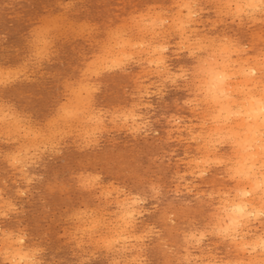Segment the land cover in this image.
<instances>
[{
	"label": "rangeland",
	"instance_id": "1",
	"mask_svg": "<svg viewBox=\"0 0 264 264\" xmlns=\"http://www.w3.org/2000/svg\"><path fill=\"white\" fill-rule=\"evenodd\" d=\"M236 1L237 0H193L192 2H187V0H0V74L4 71V73L0 75V117L1 119L4 117V120L5 118L7 119V121L0 119V130H2L0 131V135L2 136H0V197L3 196L2 198H0V207L2 206L0 208V212L2 211L0 213V243H2L0 244V249H2L0 250V264H13L16 261L17 263L15 264H24L26 261L27 262L25 264H38V262L40 264H115V261H117L116 264H187V262L188 264H192L193 262L201 264L203 262L202 259L207 254L217 257L215 259V262L213 263L223 264L227 261V259H231L232 256L235 255V252L233 251L232 246L229 244V241L226 239L223 240L224 238H222L221 234L219 232H216L215 230L217 217L215 214V208L218 201L216 198L218 197L216 196L217 191L221 190L220 192H226L229 191L233 186L232 179H229V175L231 177V174L228 170L229 166H226L225 164H217L214 162H210V165L205 163L204 166L201 167V169L204 168L205 171L203 173L206 174L204 175L202 173L203 175L201 174V178L200 174H198L199 177L197 176L198 170L196 169L194 164L190 163L189 159L200 158L199 156L202 155L203 149L200 145L201 141L199 136L201 137L200 134L206 131V129H209V127L211 128V125H213V119L210 117L212 115L211 109L210 111H208L209 108L206 107V104H204L205 100L203 97V92L200 89L199 85V80L201 77L199 72L201 67L200 64H202V62L207 57V59L219 58L221 53L219 55L218 52H220L222 48L226 47L230 48L231 50V55L229 54V57L232 59V61L234 59L236 61L238 58L236 63H240L239 65L242 69L245 70V72H248V69H251L253 68V66H257L259 64V66H264V0H260V2L258 0V6L254 9V11L253 9L248 7L244 8L245 5H240V8L241 6H243L241 8V11L238 10L240 15H237L239 13L236 12V9H240L235 3ZM193 2H196L198 4ZM187 3L189 4V6L191 5L190 7L188 6L189 10H187ZM175 4H180V6H176ZM227 5L229 6V8ZM183 6L185 7L181 10V7ZM200 7H202L203 10ZM193 8L195 9L196 13ZM219 8L223 10L220 11ZM234 10L236 13L234 12ZM178 11L180 12L178 13ZM187 11H189L190 13H188ZM201 11L203 13H200ZM175 12L178 14L176 15ZM180 13H182L184 17L182 16V14L180 15ZM186 13L187 16H189L191 13L193 14L192 16H189L190 18H187V16L185 15ZM142 15L143 17H145L143 18ZM155 15L157 17H155ZM193 15H195L196 18ZM53 17L56 18L53 20ZM148 18L153 21L149 20ZM51 19L53 21H51ZM160 19H163V22ZM171 19L174 22L176 21L175 23L177 24H175ZM185 19H187L189 22H186L187 20ZM46 20L49 21L47 22ZM179 20H181L182 23L183 21H185V23L181 24V21ZM148 21L152 22L153 24L149 23ZM160 21L161 23L159 24ZM50 22L52 23V25H50ZM81 23L83 25H81ZM150 24L152 25V27L150 26ZM185 24L187 25V28L185 27ZM53 25L54 27L52 28ZM153 25H156L157 27L155 28V26ZM44 26H47V28H49L50 30L45 29L46 27ZM162 26H164V28H162ZM179 26L180 28L178 29ZM141 28H143V30ZM148 28H151V36L149 35V31H147L149 30ZM152 28L155 30H153ZM175 29L178 31V33H175L177 32ZM39 30L41 33L38 32ZM145 30L147 33L145 32ZM160 30L161 32H158ZM188 30L190 31L188 32ZM84 31L87 33L85 34ZM151 31H153V33ZM78 32L80 33V35ZM39 33L41 34V37L39 36ZM154 33L158 35L155 36ZM163 33L167 36H165ZM187 35H190L191 37ZM163 36L165 37L163 38ZM212 36L215 37L212 38ZM205 37H207V40ZM219 37L221 38V44L223 45L220 44ZM196 38L198 40L200 39L199 41L202 42L200 43L198 40H196ZM181 39L183 41H181ZM44 40L47 42H44ZM116 40L117 42H115ZM120 40H128L132 44L127 46L128 48H126L127 50L125 49L123 54L119 52L121 50L119 49L120 45L118 44ZM143 40L148 42H143ZM189 41L192 42L190 43V45ZM225 41H227V43H225ZM209 42L211 43L209 44ZM42 43L45 45V47ZM141 43H143L144 46L141 45ZM180 43L187 47H183ZM193 43H196L197 45H194ZM155 44L157 46H159L160 44L161 46H167L166 49L164 47L161 51V56L164 59V62L161 61L160 63L156 64V66H159L160 68L156 67L155 63H152L153 65L150 64L151 58H147L152 57L149 56L150 54H148V51L150 47L155 46ZM202 44H204V47L206 49L204 47L201 48ZM207 44H209V46ZM226 44H228L229 46ZM111 45L112 48H110ZM211 45L215 46L213 47ZM130 46L132 48H130ZM194 46L196 47L194 48ZM197 46H200L199 48H201V50ZM210 46L212 49H217H213V51L215 50L213 52ZM234 46H236V48ZM180 47L182 50L180 49ZM245 48L247 49V51ZM218 49L220 50L218 51ZM234 49L237 50L235 51ZM116 50L118 51L116 52ZM129 50L131 51L129 52ZM142 50L145 51L142 52ZM233 50L235 52L234 54ZM236 52L239 53L237 54ZM240 52H242V54ZM126 53L127 55L130 54L132 56H130V59L128 58L129 56H126L128 60L124 61V59H126ZM192 53L194 54V56H191L193 55ZM214 53L218 56H215ZM107 55L109 59L107 58ZM116 56H119L118 59H123H120L118 61H121V66H119L120 63L116 61L118 60L115 59L117 58ZM120 56L124 57L122 58ZM165 56H167L166 60ZM200 57H202V60ZM95 58L97 59V61ZM244 58L246 61L244 60ZM255 58L258 59L256 60ZM101 59H103L104 62L98 61ZM112 59L114 60L112 61ZM242 60H244L245 63ZM252 60L254 61V63ZM110 61H116V63H113L116 64V67H114V65L112 66L110 64ZM130 61L131 63H128ZM240 61H242V63ZM257 61L260 62L258 63ZM124 63H126V65ZM159 64H161L162 67ZM95 65L97 68L95 67ZM103 66H105V68ZM99 67L103 68L99 69ZM108 67L111 69H109ZM119 67L121 68L119 69ZM7 69L10 71H8ZM263 69L261 70V74H263L264 72ZM99 70L100 73L98 72ZM182 71L185 74H183ZM181 73L182 75H180ZM197 73H199V75H197ZM252 73H250L251 76H254V74ZM4 74L7 75L4 76ZM168 75L170 76V79ZM171 79H174L175 81H171ZM4 82H6L7 85ZM87 84L89 86L87 88L84 87V90H86L84 91L82 87L86 86ZM95 89L97 90L95 91ZM198 91H201L202 94L201 92L198 94ZM75 94L77 95V97L79 96L80 98L85 99L82 100L79 97L77 99ZM200 99L202 101H200ZM190 100L191 103H187L190 102ZM195 102L197 103L194 104ZM82 104H85V106H83ZM88 104L89 106L86 107ZM144 106H146L147 108H143ZM196 106L199 107L197 108ZM6 107H8V109ZM68 109L70 110V112ZM90 109L92 110V112ZM195 109H197L198 111ZM8 110H10V113ZM78 110H80L79 112L81 115H78ZM123 110L125 112H123ZM204 110L207 111L206 113H208V115H206ZM199 111H202V113H200ZM67 112L71 114L69 115ZM4 113L5 116L7 115L6 117L3 116ZM65 113L67 116L65 115ZM131 113L133 116L131 115ZM10 114H12L13 117ZM98 114L100 117L98 116ZM118 114L123 115L119 116ZM82 116L84 119L82 118ZM89 116L92 120L89 119ZM94 116L97 117L95 118ZM198 116L201 118L203 117L202 121L201 118H198ZM59 117L60 119H58ZM79 117H81V119ZM204 117L206 118V120ZM98 118L99 120H97ZM117 118L119 120H117ZM189 118L191 121L189 120ZM68 120L71 121L69 122ZM74 121L76 122L74 123ZM87 121H89V123ZM99 121L101 123H99ZM17 122L19 123V125ZM68 122L71 126L68 124ZM125 122L129 123L127 124ZM135 122L138 123V125L135 124ZM4 123L6 125H4ZM22 123L25 125H23ZM104 123L106 125H104ZM140 123H142L143 125ZM177 123L179 126L176 125ZM202 124H206L207 126L205 125V127ZM83 125H85L86 127ZM132 125L134 128L132 127ZM17 126L20 130L17 128ZM80 126L82 127L80 128ZM93 126L95 127L94 132H92V130H94ZM187 126L189 127L187 128ZM110 128L115 130L113 131ZM180 128L182 129L181 131ZM25 129L27 131H25ZM40 129H42L43 131ZM30 130L33 132H31ZM131 130L133 131L131 132ZM3 131L8 132L5 133ZM9 131L12 133V135L11 133L8 135ZM65 132L67 134L70 133L71 135H67ZM72 132L74 135L72 134ZM10 135L14 136L11 137ZM18 135H20V138ZM62 135H64L63 138ZM194 135L197 138L193 139ZM41 137L44 138L41 139ZM18 139L20 140L17 141ZM218 139L216 140L215 138H212V141L214 140L213 143H215L214 145L216 148L215 149L213 147L216 151L214 152L217 154L218 151L219 154L217 155H222V157L226 156L225 158L229 157L232 154V147L230 146L228 140H226L225 138H223V141ZM196 140L200 142H197ZM43 141L45 144H47V146H45V144H42ZM218 141L221 142L218 143ZM224 141L227 143H225ZM27 142L28 144L26 145ZM222 143H224V145ZM52 146L54 147L52 148ZM189 146L191 148H189ZM32 147H36L38 150L34 148L32 149ZM23 148L27 150L25 151L23 150ZM42 150L44 153L42 152ZM196 150H198L199 152ZM21 151L23 152L20 153ZM18 152L19 154H17ZM33 152L37 153L35 154ZM20 156L23 157L21 158ZM33 156H36V159ZM23 158H25L26 161ZM17 159H19V162L21 163H19ZM29 161L31 164L29 163ZM25 163H27V165ZM206 164L207 167L205 166ZM212 165H214L215 168ZM25 166L27 169L25 168ZM21 168H23V170ZM225 169L227 173H225ZM96 174L98 176H96ZM93 176L95 178H93ZM115 185L119 187H116ZM107 186L110 188V191ZM191 190L193 191V194ZM106 191L110 194L111 197H109V194H107ZM22 193L24 195H22ZM106 195L108 199L107 197H105ZM135 198L136 200H134ZM122 199L124 201L127 200V202L132 206L136 204L133 206L135 214H133L134 218L132 217V220L134 222L132 221L133 226L130 230H133L131 237L133 239L130 240L131 238H128L127 240L123 241L124 244L123 242H115V244H110L107 241L109 239V236L106 237V235H109V232L117 225V220L113 221V219H117L118 215L120 214L118 201L120 200L121 202ZM143 200H145V202ZM1 203L4 204L1 205ZM5 203L8 207L5 205ZM97 209H99V211ZM139 209L141 211H139ZM135 210L137 213L135 212ZM96 212L97 216H95ZM263 215L264 213L262 215L259 214L257 219H254L252 217L250 218L252 219V224L250 222L249 229L253 230V232L250 231L249 235L253 236V233H259L263 231L261 228L262 224L264 225ZM75 217L77 218V220ZM95 219H98V221H96ZM93 224L97 226L94 227L92 226ZM106 224L108 225V227ZM88 225L90 227H88ZM100 229L102 232L100 231ZM94 230L99 232L100 234L95 233ZM155 230L157 231L155 232ZM196 231L199 232V234ZM201 233L205 235L202 236L203 234ZM80 234L84 236V238ZM94 234H96L97 236ZM133 234L135 235V237ZM200 234L202 237H200ZM144 235H146L147 237ZM101 236L103 237V240L105 239L104 241L102 240ZM189 236L193 240L189 239ZM4 237H6V239ZM199 237L201 239L203 237L204 238L200 240ZM135 238H137V240ZM196 238H199V240H196ZM21 240L24 243H22ZM70 240H72L73 242ZM17 241H19V243ZM81 243L85 244H83L82 246ZM200 243L202 245H200ZM128 244L130 247L128 246ZM1 245L4 246L5 249ZM10 245L15 248L19 247L20 251H23L21 256L25 255V257L27 258L28 255L29 257L27 259L24 257L25 260L20 257V259H22L23 261L19 258L17 259L9 257L10 255L8 252L10 251V249L8 247H10ZM126 247L128 248L127 250ZM117 248L118 250H120H116ZM34 250L37 253H41L37 254L34 252ZM92 250L96 251L92 252ZM127 251L128 253H126ZM1 254L4 257L1 256ZM126 254H128L127 256L129 259L127 258V256H125ZM202 254L205 256H203ZM133 257L136 258L133 259ZM139 257L140 259H138ZM185 257L187 258L185 259ZM199 257L201 258V260ZM4 258L7 259V261L4 260ZM8 258L10 260H13V263L12 261L10 262ZM35 259L36 261H38L37 263H35ZM3 260L5 261V263ZM18 260L19 262H21L19 263ZM216 260L218 262H216ZM85 261L87 262L85 263Z\"/></svg>",
	"mask_w": 264,
	"mask_h": 264
},
{
	"label": "bare ground",
	"instance_id": "2",
	"mask_svg": "<svg viewBox=\"0 0 264 264\" xmlns=\"http://www.w3.org/2000/svg\"><path fill=\"white\" fill-rule=\"evenodd\" d=\"M162 1V0H161ZM180 1V0H179ZM193 1V0H192ZM191 0L190 1H188L187 0V2H192ZM198 1V0H197ZM209 1V0H208ZM213 1V0H212ZM228 1V0H227ZM230 1V0H229ZM177 2V1H176ZM175 2V3H176ZM206 2V1H205ZM216 2V1H215ZM259 2H260V0H259ZM262 2V1H261ZM73 3V2H72ZM193 3H196V2H193ZM230 3V2H229ZM237 5H238V8H240L239 6L240 5H245V7L244 8H246V7H248V8H251V9H253V11H254V9L255 8H257V6H258V0H237L236 2H235ZM263 3V2H262ZM188 4V3H187ZM196 4H198V3H196ZM195 4V5H196ZM222 4V3H221ZM227 4H228V2H227ZM176 5V4H175ZM177 5H179L180 6V4H177ZM176 5V6H177ZM182 5H183V3H182ZM186 5V4H185ZM193 5V4H192ZM194 5V6H195ZM233 5V4H232ZM235 5V4H234ZM237 5H236V7H237ZM262 5V4H261ZM159 6V5H158ZM187 6V10H189L188 9V6H189V4L188 5H186ZM191 6V5H190ZM189 6V7H190ZM220 6V5H219ZM228 6V5H227ZM260 6V5H259ZM263 6V5H262ZM67 7V6H66ZM156 7V6H155ZM185 6H183V7H181V10H182V8H184ZM230 7H231V5H230ZM243 6H241V8H242ZM180 8V7H179ZM201 9H202V7H200ZM228 8H229V6H228ZM241 8L240 9H236L237 11V13H239V11L238 10H240L241 11ZM264 8V7H263ZM69 9V8H68ZM191 9V8H190ZM194 9V8H193ZM220 9V8H219ZM233 9V8H232ZM261 9V8H260ZM150 10V9H149ZM177 10H180V9H177ZM203 10V9H202ZM223 10V9H222ZM221 9H220V11H222ZM227 10V9H226ZM244 10V9H243ZM190 11H192V10H190ZM194 11H195V9H194ZM257 11V10H256ZM150 12V11H149ZM152 12V11H151ZM161 12V11H160ZM180 11H178V13H179ZM188 13H190L189 11H187ZM216 12V11H215ZM229 12V11H228ZM234 12H235V10H234ZM235 12V13H236ZM157 13V12H156ZM176 13V12H175ZM178 13H176V15L178 14ZM183 13V12H182ZM182 13H180V15L182 14ZM195 13H196V11H195ZM194 13V14H195ZM200 13H203L202 11L200 12ZM219 13V12H218ZM221 13V12H220ZM223 13V12H222ZM235 13H233V14H235ZM244 13V12H243ZM261 13V12H260ZM163 14V13H162ZM161 14V15H162ZM165 14V13H164ZM168 14V13H167ZM192 14L193 13H191L189 16H192ZM197 14H198V11H197ZM248 14V13H247ZM258 14V13H257ZM263 14V13H262ZM59 15V14H58ZM146 15V14H145ZM186 16H187V13L185 14ZM225 15V14H224ZM237 15H240V13L239 14H237ZM250 15H251V13H250ZM260 15V14H259ZM50 16V15H49ZM140 16V15H139ZM149 16V15H148ZM174 16V15H173ZM182 16H183V14H182ZM189 16H187V18H190ZM193 16H195V15H193ZM218 16V15H217ZM226 16V15H225ZM242 16V15H241ZM245 16H246V14H245ZM254 16V15H253ZM46 17V16H45ZM57 17V16H56ZM55 17V18H56ZM62 17V16H61ZM142 17H143V15H142ZM145 17V16H144ZM143 17V18H144ZM155 17H157L156 15H155ZM155 17H154V21H155ZM177 17V16H176ZM178 17H179V15H178ZM184 17V16H183ZM221 17V16H220ZM228 17V16H227ZM256 17V16H255ZM54 17H53V20L55 19ZM64 18H66V17H64ZM151 18V17H150ZM163 18V17H162ZM195 18H196V16H195ZM242 18V17H241ZM248 18H249V16H248ZM253 18V17H252ZM252 18H250V19H252ZM46 19V18H45ZM146 19H147V16H146ZM145 19V20H146ZM149 19V18H148ZM152 19V18H151ZM151 19H149V20H151ZM158 19V18H157ZM156 19V20H157ZM174 19V18H173ZM181 19V18H180ZM184 19V18H183ZM235 19V18H234ZM261 19V18H260ZM41 20V19H40ZM39 20V21H40ZM52 19H51V21H53ZM58 20V19H57ZM60 20H62V19H60ZM142 20H144V19H142ZM161 20V19H160ZM168 20H170V19H168ZM172 20V19H171ZM182 20V19H181ZM181 20H179V21H181ZM185 20H187V19H185ZM191 20H193V19H191ZM210 20V19H209ZM217 20V19H216ZM239 20H241V19H239ZM243 20V19H242ZM255 20V19H254ZM47 21V20H46ZM49 21V20H48ZM47 21V22H48ZM134 21V20H133ZM151 21H153V20H151ZM162 22H163V19L161 20ZM161 21L159 22V24L161 23ZM173 21V20H172ZM195 21V20H194ZM212 21V20H211ZM45 22V21H44ZM46 22V23H47ZM55 22V21H54ZM149 22V21H148ZM158 22V21H157ZM156 22V23H157ZM165 22V21H164ZM170 22V21H169ZM174 22V21H173ZM176 22V21H175ZM174 22V23H175ZM186 22H189L188 20L186 21ZM196 22V21H195ZM194 22V23H195ZM223 22V21H222ZM250 22V21H249ZM257 22V21H256ZM262 22V21H261ZM260 22V23H261ZM147 23V22H146ZM145 23V24H146ZM149 23H151V24H153L152 22H149ZM185 23V21H183V23H182V21H181V24H184ZM215 23V22H214ZM217 23V22H216ZM49 24V23H48ZM47 24V25H48ZM70 24V23H69ZM130 24H132V23H130ZM150 24V26L152 27V25ZM167 24V23H166ZM170 24V23H169ZM171 24H172V22H171ZM175 24H177V23H175ZM180 24V23H179ZM187 24V23H186ZM185 24V27L187 26ZM199 24V23H198ZM222 24V23H221ZM50 25H52V23L50 22ZM57 25V24H56ZM81 25H83L82 23H81ZM147 25H149V24H147ZM157 25V24H156ZM156 25H153V26H155V28L157 27ZM194 25V24H193ZM217 25V24H216ZM216 25H214V26H216ZM49 26V25H48ZM62 26V25H61ZM71 26V25H70ZM69 26V27H70ZM137 26H138V24H137ZM141 26V25H140ZM173 26H174V24H173ZM173 26H172V29H173ZM184 26V25H183ZM195 26V25H194ZM200 26V25H199ZM213 26V27H214ZM218 26V25H217ZM44 27H46L45 29H49V28H47V26H44ZM54 27V25L52 26V28ZM56 27V26H55ZM63 27V26H62ZM65 27V26H64ZM119 27V26H118ZM189 27V26H188ZM212 27V26H211ZM39 28H41V27H39ZM57 28V27H56ZM55 28V29H56ZM88 28V27H87ZM92 28V27H91ZM128 28H129V26H128ZM162 28H164V26H162ZM175 28V27H174ZM180 28V26L178 27V29ZM184 28V27H183ZM187 28V27H186ZM204 28V27H203ZM54 29V30H55ZM66 29V28H65ZM136 29V28H135ZM140 29V28H139ZM142 30H143V28H141ZM144 29H146V28H144ZM149 29V28H148ZM153 29V28H152ZM159 29V28H158ZM185 29V28H184ZM210 29H212V28H210ZM209 29V30H210ZM214 29V28H213ZM216 29V28H215ZM50 30V29H49ZM75 30V29H74ZM73 30V31H74ZM89 30V29H88ZM93 30V29H92ZM150 30H151V28L149 29V30H147V31H149V35L151 36V34H150ZM153 30H155V29H153ZM176 30V29H175ZM181 30H182V28H181ZM180 30V31H181ZM190 30H191V28H190ZM190 30H188V32L190 31ZM199 30V29H198ZM202 30V29H201ZM204 30V29H203ZM43 31V30H42ZM59 31V30H58ZM167 31V30H166ZM177 31V30H176ZM184 31V30H183ZM182 31V32H183ZM195 31V30H194ZM38 32H40V30L38 31ZM65 32H66V30H65ZM64 32V33H65ZM85 32V31H84ZM90 32V31H89ZM145 32H146V30H145ZM152 33H153V31H151ZM155 32V31H154ZM158 32H161V30L160 31H158ZM164 32H165V29H164ZM41 33V32H40ZM39 33V36L41 35ZM44 33V32H43ZM47 33V32H46ZM60 33V32H59ZM79 33V32H78ZM87 32H85V34H86ZM118 33V32H117ZM147 33V32H146ZM167 33V32H166ZM169 33H170V31H169ZM175 33H178V31L177 32H175ZM174 33V34H175ZM49 34V33H48ZM82 34H83V32H82ZM121 34V33H120ZM155 34V33H154ZM164 34V33H163ZM187 34V33H186ZM190 34V33H189ZM46 35V34H45ZM63 35V34H62ZM79 35H80V33H79ZM148 35V34H147ZM156 35H158V34H155V36ZM160 35V34H159ZM162 35V34H161ZM165 35V34H164ZM172 35V34H171ZM218 35V34H217ZM153 36V35H152ZM165 36H167V35H165ZM165 36H163V38L165 37ZM187 36H190V35H187ZM193 36V35H192ZM203 36V35H202ZM41 37V36H40ZM39 37V38H40ZM54 37H55V35H54ZM57 37V36H56ZM80 37V36H79ZM154 37V36H153ZM159 37V36H158ZM180 37V36H179ZM184 37V36H183ZM186 37V36H185ZM191 37V36H190ZM207 37H210V36H207ZM207 37H205L206 38V40H207ZM213 37H215V36H212V38ZM119 38V37H118ZM129 38V37H128ZM150 38V37H149ZM152 38V37H151ZM200 38V37H199ZM60 39V38H59ZM189 39H191V38H189ZM203 39V38H202ZM201 39V40H202ZM219 39H220V44H221V38L219 37ZM225 39V38H224ZM228 39V38H227ZM37 40V39H36ZM47 40V39H46ZM142 40V39H141ZM151 40V39H150ZM163 40V39H162ZM166 40V39H165ZM193 40H195V39H193ZM196 40H198L197 38H196ZM200 40V39H199ZM198 40V41H199ZM214 40V39H213ZM213 40H212V42H213ZM216 40V39H215ZM40 41V40H39ZM114 41V40H113ZM128 41V40H127ZM127 41H123V40H120L119 41V45H120V48L119 49H121L119 52L120 53H124V51H125V49L126 48H128L127 46H129L130 44H131V42H127ZM145 40H143V42H144ZM152 41H155V40H152ZM181 41H183L182 39H181ZM198 41H196V42H198ZM229 41V40H228ZM36 42H38V41H36ZM44 42H47V41H45L44 40ZM48 42H50V41H48ZM115 42H117V40L115 41ZM145 42H148V41H145ZM188 42V41H187ZM200 43L202 42V41H199ZM215 42V41H214ZM39 43H41V42H39ZM152 43V42H151ZM176 43V42H175ZM186 43V42H185ZM190 43H192V42H190L189 41V45H190ZM207 43V42H206ZM211 42H209V44H210ZM225 43H227V41H225ZM232 43H233V41H232ZM43 44V43H42ZM54 44V43H53ZM88 44V43H87ZM153 44V43H152ZM162 44V43H161ZM161 44L159 45V46H157L156 44H155V46H152V47H150V49H149V53L148 54H150L149 56H152V57H147V58H151L150 59V64H152V63H155V66H156V64H158V63H160L161 61H163L164 59L162 58V56H161V51L163 50V48L165 47V49H166V47L167 46H161ZM177 44V43H176ZM179 44V43H178ZM181 44V43H180ZM194 44V43H193ZM196 44V43H195ZM194 44V45H195ZM209 44H207L208 46H209ZM214 44V43H213ZM41 45V44H40ZM50 45V44H49ZM132 45V44H131ZM137 45V44H136ZM138 45H139V43H138ZM141 45H143V43H141ZM148 45H150V44H148ZM175 45V44H174ZM182 45V44H181ZM189 45H188V47H189ZM197 45V44H196ZM221 45H223V44H221ZM220 45V46H221ZM226 45H228V44H226ZM225 45V46H226ZM232 45V44H231ZM234 45V44H233ZM236 45V44H235ZM43 46L45 47V45L43 44ZM48 46V45H47ZM144 46V45H143ZM146 46V45H145ZM171 46H173V45H171ZM183 47L185 46V45H182ZM181 46V47H182ZM202 47L201 48H203L204 47V44H202L201 45ZM211 46H213V45H211ZM211 46H210V48H211ZM215 46V45H214ZM213 46V47H214ZM219 46V45H218ZM229 46V45H228ZM38 47V46H37ZM37 47H36V49H37ZM40 47H42V46H40ZM44 47H43V49H44ZM136 47H138V46H136ZM142 47V46H141ZM181 47H180V49H181ZM187 46H185V48H186ZM192 47V46H191ZM196 46H194V48H195ZM198 47V46H197ZM200 47V46H199ZM198 47V48H199ZM235 48H236V46H234ZM110 48H112V45H111V47ZM117 48H118V46H117ZM130 48H132L131 46H130ZM135 48V47H134ZM133 48V49H134ZM149 48V47H148ZM147 48V49H148ZM201 48H199L200 50H201ZM205 48V47H204ZM208 48V47H207ZM220 48V47H219ZM222 48V47H221ZM238 48H240V47H238ZM35 49V50H36ZM39 49V48H38ZM104 49V48H103ZM116 49V48H115ZM118 49V50H119ZM193 49V48H192ZM206 49V48H205ZM204 49V50H205ZM213 49H217V48H213ZM213 49L211 48V50L213 51ZM246 49V48H245ZM34 50V51H35ZM55 50V49H54ZM112 50V49H111ZM118 50H116V52L118 51ZM127 50V49H126ZM140 50V49H139ZM182 50V49H181ZM214 50V51H215ZM220 49H218V51H219ZM235 50V49H234ZM234 50H233V54L235 53L234 52ZM237 50V49H236ZM235 50V51H236ZM44 51H45V49H44ZM43 51V52H44ZM105 51H106V49H105ZM131 50H129V52H130ZM141 51V50H140ZM145 51V50H144ZM143 50H142V52H144ZM147 51V50H146ZM165 51V50H164ZM167 51V50H166ZM184 51V50H183ZM213 51V52H214ZM230 48H226V47H224V48H222L221 49V51L220 52H218L219 53V55H220V53H221V55H220V57L219 58H210V59H205L203 62H202V64H200V63H198V64H200L201 65V67H200V80H199V85H200V89L202 90V92H203V97H204V100H205V102H204V104H206L207 106L206 107H208L209 109H208V111H210V109H211V113H212V115L210 116L213 120H212V122H213V125H211L212 127L210 128L209 127V129H206V131H204L203 133H201L200 135H201V137L199 136V138H200V141H201V146H202V149H203V153H202V151H201V153H202V155L201 156H199L200 158H193V159H189L190 160V163H192V164H194L195 165V167H196V169L198 170H196L198 173H197V176L199 177V175L198 174H200V177L204 174L203 172L205 171L204 170V168L203 169H201V167H203L204 166V164L205 163H207L208 165H210L209 163L211 162H214V163H217V164H225L226 166H229L228 167V170H229V172H230V174H231V177H230V175H229V179L231 178L232 179V181H233V186H232V188L229 190V191H226V192H220V191H217V195L216 194H214V195H216V196H218V197H216L217 198V205H216V208H215V214H216V224H215V230H216V232H219L220 234H221V236H222V238H224L223 240H228L229 241V244L232 246V248H233V251L235 252V255H233L232 256V258L231 259H227V261L226 262H224L223 264H264V225L262 224V226H261V228H262V232H259V233H253L254 235L252 236V235H249L250 233V231H252L253 232V230H251V229H249V226H250V222H251V220L252 219H250L251 217L252 218H254V219H257L258 218V216H259V214H263L264 213V72H263V74H261V70L264 68V66H259V65H257V66H253V68H251V69H248V72H245V70L244 69H242L241 68V66L239 65V64H237L236 63V61L238 60V58H237V60L235 61V59L232 61V59L229 57V54H230ZM242 51V50H241ZM246 51H247V49H246ZM49 52V51H48ZM114 52V51H113ZM113 52H111V53H113ZM115 52V53H116ZM134 52V51H133ZM141 52V53H142ZM174 52H176V51H174ZM192 52H195V51H192ZM212 52V53H213ZM41 53V52H40ZM107 53V52H106ZM109 53H110V51H109ZM146 53V52H145ZM178 53V52H177ZM207 53V52H206ZM211 53V54H212ZM237 53V52H236ZM239 53V52H238ZM237 53V54H238ZM241 54H242V52H240ZM34 54V53H33ZM46 54V53H45ZM48 54V53H47ZM108 54V53H107ZM118 54V53H117ZM122 54H120V55H122ZM193 54V53H192ZM209 54V53H208ZM240 54V55H241ZM35 55V54H34ZM37 55H39V54H37ZM99 55V54H98ZM104 55H105V52H104ZM109 55V54H108ZM108 55H107V58H108ZM114 55V54H113ZM163 55H164V53H163ZM191 55V54H190ZM198 55V54H197ZM214 55H215V53H214ZM231 55V54H230ZM97 56V55H96ZM102 56V55H101ZM126 56H129L128 58L130 59L131 57L130 56H132V55H127V53L125 54V57ZM143 56V55H142ZM189 56V55H188ZM191 56H194V54L193 55H191ZM190 56V57H191ZM209 56V55H208ZM213 56V55H212ZM211 56V57H212ZM215 56H218V55H215ZM262 56H263V54H262ZM117 57V56H116ZM119 57V56H118ZM118 57L117 58H115V59H118ZM120 57H124V56H120ZM146 57V56H145ZM166 57L167 56H165V60H166ZM179 57V56H178ZM196 57V56H195ZM199 57V56H198ZM247 57H249V56H247ZM247 57H246V59H247ZM97 58V57H96ZM95 58V59H96ZM105 58V57H104ZM103 58V59H104ZM111 58H112V55H111ZM110 58V59H111ZM114 58V57H113ZM128 58L126 57V59H124V61L125 60H128ZM201 58V60H202V57H200ZM200 58H198V59H200ZM241 58V57H240ZM242 58H243V56H242ZM48 59V58H47ZM100 59V58H99ZM103 59H101V60H98V61H103ZM109 59V58H108ZM107 59V60H108ZM121 59V58H120ZM120 59H118V60H116L117 62L120 60ZM145 59V58H144ZM173 59V58H172ZM256 60L258 59V58H255ZM260 59H262V58H260ZM264 59V58H263ZM39 60H41V59H39ZM44 60V59H43ZM105 60V59H104ZM114 59H112V61H113ZM121 60H123V59H121ZM132 60V59H131ZM135 60V59H134ZM141 60H142V57H141ZM167 60H169V59H167ZM241 60V59H240ZM244 60H245V58H244ZM244 60H242V61H244ZM94 61V60H93ZM96 61H97V59H96ZM95 61V62H96ZM109 61V60H108ZM112 61H110L111 63V65L113 66L114 65V67H116V64H113L114 62L116 63V61H114V62H112ZM196 61H198V60H196ZM200 61V60H199ZM242 61H240L241 63H242ZM246 61V60H245ZM245 61H244V63H245ZM253 61V60H252ZM92 62V61H91ZM104 62V61H103ZM164 62V61H163ZM166 62V61H165ZM258 62V61H257ZM260 62V61H259ZM258 62V63H259ZM32 63H34V62H32ZM90 63V62H89ZM88 63V64H89ZM97 63V62H96ZM95 63V64H96ZM107 63V62H106ZM118 63H120V65L118 64ZM117 64L119 65V66H121V61L120 62H118ZM126 63H127V61H126ZM126 63H124L125 65H126ZM128 63H131V61L130 62H128ZM247 63V62H246ZM248 63H250V62H248ZM253 63H254V61H253ZM256 63V62H255ZM261 63H262V61H261ZM123 64V63H122ZM92 65H93V63H92ZM91 65V66H92ZM97 65V64H96ZM96 65H95V67H96ZM118 65H117V67H118ZM153 65V64H152ZM159 65H161V64H159ZM165 65V64H164ZM242 65V64H241ZM246 65V64H245ZM254 65V64H253ZM99 66V65H98ZM102 66V65H101ZM106 66V65H105ZM105 66H103L104 68H105ZM109 66V65H108ZM243 66V65H242ZM251 66H252V64H251ZM4 67V66H3ZM93 67V66H92ZM103 67H101V68H103ZM111 67V66H110ZM122 67H123V65H122ZM150 67H151V65H150ZM156 67H159V66H156ZM161 67H162V65H161ZM97 68V67H96ZM100 67H99V69H101ZM109 68V67H108ZM113 68V67H112ZM121 67H119V69H120ZM126 68V67H125ZM160 68V67H159ZM244 68V67H243ZM247 68V67H246ZM245 68V69H246ZM13 69V68H12ZM19 69V68H18ZM25 69V68H24ZM87 69V68H86ZM89 69H90V67H89ZM109 69H111V68H109ZM115 69V68H114ZM150 69V68H149ZM153 69V68H152ZM169 69V68H168ZM194 69V68H193ZM8 70V69H7ZM22 70H23V67H22ZM22 70H21V72H22ZM29 70V69H28ZM108 70V69H107ZM113 70V69H112ZM111 70V71H112ZM116 70H117V68H116ZM156 70V69H155ZM165 70H166V68H165ZM183 70H185V69H183ZM187 70V69H186ZM264 70V69H263ZM6 71V70H5ZM8 71H10V70H8ZM15 71V70H14ZM13 71V72H14ZM17 71H19V70H17ZM27 71V70H26ZM34 71V70H33ZM87 71V70H86ZM152 71V70H151ZM162 71H163V68H162ZM179 71H180V69H179ZM195 71V70H194ZM12 72V73H13ZM20 72V73H21ZM91 72V71H90ZM97 72V71H96ZM99 73H100V70L98 71ZM105 72H106V70H105ZM170 72V71H169ZM183 72V71H182ZM253 72V73H252ZM3 73H4V71H3ZM3 73H1V74H3ZM7 73V72H6ZM11 73V72H10ZM92 73V72H91ZM172 73V72H171ZM188 73V72H187ZM194 73V72H193ZM192 73V74H193ZM196 73V72H195ZM250 73H252V74H254V76H251V74ZM0 74V75H1ZM15 74V73H14ZM97 74V73H96ZM163 74V73H162ZM174 74V73H173ZM183 74H185L184 72H183ZM7 75V74H6ZM5 74H4V76H6ZM11 75V74H10ZM13 75V74H12ZM16 75V74H15ZM94 75H95V73H94ZM147 75V74H146ZM157 75V74H156ZM177 75V74H176ZM180 75H182V73L180 74ZM179 75V76H180ZM197 75H199V73H197ZM26 76V75H25ZM29 76V75H28ZM161 76V75H160ZM169 76V75H168ZM185 76V75H184ZM193 76V75H192ZM249 76V77H248ZM12 77V76H11ZM97 77V76H96ZM138 77V76H137ZM176 77V76H175ZM7 78V77H6ZM15 78V77H14ZM167 78V77H166ZM180 78V77H179ZM239 78V79H238ZM4 79V78H3ZM24 79V78H23ZM30 79V78H29ZM32 79V78H31ZM169 79H170V76H169ZM169 79H167V80H169ZM183 79V78H182ZM6 80V79H5ZM15 80V79H14ZM137 80V79H136ZM143 80V79H142ZM165 80V79H164ZM9 81H11V80H9ZM135 81V80H134ZM171 81H175L174 79L172 80L171 79ZM186 81V80H185ZM191 81V80H190ZM6 82H8V81H6ZM6 82H4V83H6ZM13 82V81H12ZM177 82V81H176ZM175 82V83H176ZM187 83V82H186ZM2 84V83H1ZM4 85V84H3ZM6 85H7V83H6ZM5 85V86H6ZM143 85V84H142ZM183 85V84H182ZM89 85L87 84L86 86H83L82 88H83V90H84V87H88ZM96 86V85H95ZM145 86V85H144ZM163 86V85H162ZM196 86V85H195ZM141 87V86H140ZM150 87H152V86H150ZM81 88V89H82ZM142 88V87H141ZM199 88V87H198ZM81 89H80V91H81ZM162 89V88H161ZM97 89H95V91H96ZM147 90V89H146ZM77 91V90H76ZM76 91H75V93H76ZM80 91H78V92H80ZM84 91H86V90H84ZM89 91V90H88ZM73 92V91H72ZM160 92V91H159ZM196 92V91H195ZM194 92V93H195ZM201 92V91H200ZM199 91H198V94L200 93ZM202 92H201V94H202ZM71 93V92H70ZM88 93V92H87ZM149 93V92H148ZM83 94V93H82ZM165 94V93H164ZM76 95V94H75ZM84 95V94H83ZM90 95H91V93H90ZM146 95H148V94H146ZM151 95V94H150ZM82 96V95H81ZM88 96V95H87ZM154 96V95H153ZM76 97H77V95H76ZM79 97V96H78ZM78 97H77V99H78ZM133 97H136V96H133ZM143 97H144V95H143ZM80 98V97H79ZM194 98H196V97H194ZM194 98H192V99H194ZM198 98V97H197ZM69 99H70V97H69ZM73 99V98H72ZM77 99H75V100H77ZM80 99H82V98H80ZM83 99H85V98H83ZM82 99V100H83ZM191 99V100H192ZM142 100H144V99H142ZM191 100H190V102H187V103H191ZM196 100V99H195ZM187 101H189V100H187ZM200 101H202L201 99H200ZM77 102H79V101H77ZM84 102V101H83ZM185 102V101H184ZM198 102V101H197ZM197 102H195L194 104H196ZM72 103V102H71ZM70 103V104H71ZM85 103V102H84ZM66 104H67V102H66ZM86 104V103H85ZM85 104H82L83 106H85ZM145 104V103H144ZM193 104V103H192ZM8 105V104H7ZM72 105V104H71ZM136 105V104H135ZM188 105V104H187ZM2 106H4V105H2ZM1 106V107H2ZM75 106V105H74ZM73 106V107H74ZM81 106V105H80ZM89 106V104L86 106V107H88ZM65 107H66V105H65ZM64 107V108H65ZM138 107V106H137ZM140 107V106H139ZM146 106H144L143 108H145ZM154 107V106H153ZM195 107V106H194ZM193 107V108H194ZM197 107V106H196ZM199 107V106H198ZM197 107V108H198ZM203 107V106H202ZM7 109H8V107H6ZM5 108V109H6ZM15 108V107H14ZM78 108H79V106H78ZM119 108H121V107H119ZM141 108V107H140ZM147 108V107H146ZM151 108V107H150ZM1 109V108H0ZM6 109V110H7ZM12 109V108H11ZM88 109V108H87ZM95 109V108H94ZM118 109V108H117ZM134 109V108H133ZM132 109V110H133ZM200 109V108H199ZM3 110H4V108H3ZM69 110V109H68ZM72 110V109H71ZM74 110V109H73ZM91 110V109H90ZM116 110V109H115ZM115 110H113V111H115ZM195 110H197V109H195ZM206 110H207V108H206ZM2 111V110H1ZM9 111V113H10V110H8ZM67 111V110H66ZM74 111H76V110H74ZM73 111V112H74ZM80 110H78V115L80 114V112H79ZM82 111V110H81ZM84 111H86V110H84ZM111 111V110H110ZM117 111V110H116ZM198 111V110H197ZM205 111V110H204ZM5 112V111H4ZM15 112V111H14ZM17 112V111H16ZM69 112H70V110H69ZM72 112V113H73ZM77 112V111H76ZM89 112V111H88ZM91 112H92V110H91ZM94 112V111H93ZM123 112H125L124 110H123ZM130 112V111H129ZM134 112V111H133ZM200 112V111H199ZM207 111H205V113H206ZM9 113H7V114H9ZM20 113V112H19ZM63 113H64V110H63ZM68 113V112H67ZM81 113H83V112H81ZM103 113V112H102ZM102 113H101V115H102ZM113 113H115V112H113ZM120 113V112H119ZM122 113V112H121ZM192 113V112H191ZM194 113H197V112H194ZM200 113H202V111L200 112ZM204 113V114H205ZM69 114V113H68ZM71 114V113H70ZM69 114V115H70ZM74 114V113H73ZM124 114V113H123ZM122 114V115H123ZM210 114V113H209ZM0 115H1V113H0ZM3 115V114H2ZM11 116H12V114H10ZM18 115V114H17ZM16 115V116H17ZM25 115H27V114H25ZM31 115V114H30ZM29 115V116H30ZM65 115H66V113H65ZM75 115V114H74ZM73 115V116H74ZM81 115V114H80ZM94 115V114H93ZM92 115V116H93ZM117 115V114H116ZM116 115H115V117H116ZM119 115V114H118ZM122 115H119V116H122ZM128 115V114H127ZM131 115H132V113H131ZM135 115V114H134ZM206 115H208V113H206ZM3 116H5V113H4V115ZM2 116V117H3ZM7 116V115H6ZM5 116V117H6ZM24 116V115H23ZM67 116V115H66ZM72 116V115H71ZM76 116H77V114H76ZM75 116V117H76ZM86 116V115H85ZM88 116V115H87ZM98 116H99V114H98ZM130 116V115H129ZM133 116V115H132ZM131 116V117H132ZM141 116V115H140ZM144 116V115H143ZM175 116V115H174ZM13 117V116H12ZM18 117V116H17ZM25 117V116H24ZM28 117V116H27ZM95 118L97 117V116H94ZM100 117V116H99ZM112 117H114V116H112ZM128 117V116H127ZM127 117H125V118H127ZM138 117V116H137ZM197 117V116H196ZM195 117V118H196ZM206 117V116H205ZM204 117V118H205ZM4 118V117H3ZM2 118V119H3ZM64 118V117H63ZM71 118V117H70ZM80 119H81V117H79ZM82 118H83V116H82ZM102 118V117H101ZM119 118V117H118ZM117 118V120H119ZM139 118V117H138ZM172 118V117H171ZM194 118V119H195ZM198 118H201V117H199L198 116ZM197 118V119H198ZM203 118V117H202ZM202 118H201V121H202ZM209 118V117H208ZM207 118V119H208ZM0 119H1V117H0ZM1 119V120H2ZM8 119H9V117H8ZM14 119V118H13ZM24 119V118H23ZM22 119V120H23ZM58 119H60V117L58 118ZM61 119H62V117H61ZM84 119V118H83ZM82 119V120H83ZM89 119H91L90 118V116H89ZM106 119V118H105ZM111 119V118H110ZM130 119V118H129ZM140 119V118H139ZM141 119H143V118H141ZM196 119V120H197ZM4 120V119H3ZM15 120V119H14ZM20 120H21V118H20ZM30 120V119H29ZM53 120V119H52ZM66 120H67V118H66ZM74 120V119H73ZM82 120H80V121H82ZM92 120V119H91ZM97 120H99V118L97 119ZM102 120V119H101ZM100 120V121H101ZM112 120V119H111ZM110 120V121H111ZM114 120V119H113ZM170 120V119H169ZM183 120V119H182ZM181 120V121H182ZM186 120V119H185ZM189 120H190V118H189ZM205 120H206V118H205ZM4 121H7V119L5 118V120ZM11 121H12V119H11ZM10 121V122H11ZM19 121V120H18ZM24 121V120H23ZM26 121V120H25ZM69 121V120H68ZM71 121V120H70ZM69 121V122H70ZM80 121H79V123H80ZM95 121V120H94ZM99 121V123H101ZM129 121V120H128ZM135 121V120H134ZM148 121V120H147ZM175 121V120H174ZM191 121V120H190ZM210 121V120H209ZM208 121V122H209ZM15 122V121H14ZM69 122H68V124H69ZM76 121H74V123H75ZM85 122V121H84ZM88 123H89V121H87ZM91 122V121H90ZM124 122V121H123ZM137 122V121H136ZM135 122V124H137L138 125V123H136ZM177 122H179V121H177ZM204 122H206V121H204ZM203 122V123H204ZM211 122V123H212ZM9 123V122H8ZM18 123V122H17ZM26 123V122H25ZM29 123V122H28ZM83 123V122H82ZM81 123V124H82ZM97 123V122H96ZM103 123V122H102ZM112 123H114V122H112ZM125 123H127V122H125ZM129 123V122H128ZM127 123V124H128ZM134 123V122H133ZM185 123V122H184ZM202 123V122H201ZM3 124V123H2ZM14 124V123H13ZM23 124V123H22ZM22 124H20V125H22ZM72 124V123H71ZM78 124V123H77ZM140 124H142V123H140ZM139 124V125H140ZM196 124V123H195ZM207 124V123H206ZM205 124V125H206ZM4 125H6L5 123H4ZM9 125V124H8ZM7 125V126H8ZM18 125H19V123H18ZM23 125H25V124H23ZM51 125H52V123H51ZM51 125H50V127H51ZM59 125H60V123H59ZM70 125V124H69ZM73 125H75V124H73ZM79 125V124H78ZM102 125V124H101ZM104 125H106L105 123H104ZM143 125V124H142ZM172 125V124H171ZM173 125H174V123H173ZM176 125H178V123L176 124ZM182 125V124H181ZM185 125V124H184ZM191 125V124H190ZM202 125H204V124H202ZM204 125V126H205ZM208 125V124H207ZM206 125V126H207ZM28 126V125H27ZM45 126V125H44ZM49 126V125H48ZM71 126V125H70ZM83 126H85V125H83ZM122 126H123V124H122ZM125 126V125H124ZM179 126V125H178ZM205 126V127H206ZM10 127V126H9ZM13 127V126H12ZM49 127V128H50ZM56 127V126H55ZM82 126H80V128H81ZM86 127V126H85ZM94 127V126H93ZM103 127V126H102ZM115 127H116V125H115ZM132 127H133V125H132ZM189 126H187V128H188ZM191 127V126H190ZM198 127V126H197ZM3 128V127H2ZM14 128H16V127H14ZM17 128H18V126H17ZM30 128V127H29ZM33 128H34V126H33ZM40 128V127H39ZM48 128V129H49ZM54 128V127H53ZM68 128V127H67ZM90 128V127H89ZM100 128V127H99ZM98 128V129H99ZM105 128V127H104ZM118 128V127H117ZM120 128H123V127H120ZM130 128V127H129ZM134 128V127H133ZM138 128H139V126H138ZM137 128V129H138ZM187 128H185V129H187ZM196 128V127H195ZM194 128V129H195ZM4 129H5V127H4ZM19 129V128H18ZM63 129V128H62ZM61 129V130H62ZM73 129V128H72ZM76 129V128H75ZM96 129H97V126H96ZM110 129H112V128H110ZM140 129H141V126H140ZM193 129V128H192ZM12 130V129H11ZM20 130V129H19ZM23 130V129H22ZM38 130V129H37ZM40 130H42V129H40ZM64 130V129H63ZM62 130V131H63ZM78 130H79V128H78ZM81 130V129H80ZM84 130H85V128H84ZM107 130V129H106ZM113 130V129H112ZM111 130V131H112ZM115 130V129H114ZM113 130V131H114ZM124 130V129H123ZM136 130V129H135ZM145 130V129H144ZM144 130H143V132H144ZM168 130V129H167ZM173 130V129H172ZM179 130V129H178ZM177 130V131H178ZM182 129L180 128V131H181ZM0 131H2V130H0ZM25 131H27L26 129H25ZM31 131V130H30ZM35 131V130H34ZM43 131V130H42ZM65 131V130H64ZM67 131V130H66ZM70 131V130H69ZM68 131V132H69ZM72 131V130H71ZM83 131V130H82ZM95 131V127H94V130H92V132H94ZM97 131V130H96ZM100 131H101V129H100ZM102 131H104V130H102ZM108 131V130H107ZM110 131V132H111ZM133 130H131V132H132ZM3 132H8V131H3ZM13 132V131H12ZM24 132V131H23ZM31 132H33V131H31ZM40 132V131H39ZM58 132V131H57ZM77 132V131H76ZM86 132V131H85ZM98 132V131H97ZM96 132V133H97ZM135 132V131H134ZM139 132V131H138ZM173 132V131H172ZM192 132H194V131H192ZM197 132V131H196ZM201 132H202V130H201ZM2 133V132H1ZM11 132L9 131V133H8V135L10 134ZM17 133V132H16ZM26 133V132H25ZM29 133V132H28ZM45 133V132H44ZM54 133V132H53ZM66 133V132H65ZM157 133V132H156ZM171 133V132H170ZM22 134V133H21ZM39 134V133H38ZM49 134H51V133H49ZM57 134V133H56ZM56 134H55V136H56ZM59 134H62V133H59ZM67 134V133H66ZM65 134V135H66ZM68 134H70V133H68ZM67 134V135H68ZM72 134H73V132H72ZM133 134V133H132ZM158 134V133H157ZM195 134V133H194ZM4 135V134H3ZM8 135H6V136H8ZM11 135H12V133H11ZM10 135V136H11ZM16 135V134H15ZM34 135V134H33ZM40 135V134H39ZM45 135V134H44ZM71 135V134H70ZM74 135V134H73ZM77 135V134H76ZM85 135V134H84ZM88 135H89V133H88ZM110 135V134H109ZM148 135V134H147ZM193 135V134H192ZM198 135V134H197ZM1 136V135H0ZM6 136H5V138H6ZM14 136V135H13ZM13 136H11V137H13ZM19 136V138H20V135H18ZM22 136V135H21ZM27 136V135H26ZM41 136V135H40ZM39 136V137H40ZM54 136V137H55ZM63 136L64 135H62V138H63ZM79 136V135H78ZM92 136H95V135H92ZM98 136V135H97ZM2 137V136H1ZM4 137V136H3ZM10 137V138H11ZM45 137V136H44ZM44 137H41V139H43ZM58 137V136H57ZM89 137V136H88ZM134 137H136V136H134ZM193 137V136H192ZM9 138V137H8ZM17 138V137H16ZM22 138V137H21ZM25 138V137H24ZM30 138V137H29ZM33 138H34V136H33ZM38 138V137H37ZM49 138V137H48ZM51 138V137H50ZM170 138H171V136H170ZM195 138H197V137H195V135H194V138L193 139H195ZM212 138H215L216 140L219 138L221 141H223V138H225L226 140H228V142H229V144H230V146L232 147V154L229 156V157H227V158H225V157H222V155H217V154H219L218 153V151H217V154L215 153L216 151L214 150V148H215V143H213V141H212ZM14 139V138H13ZM36 139V138H35ZM56 139V138H55ZM60 139V138H59ZM90 139V138H89ZM95 139V138H94ZM187 139V138H186ZM185 139V140H186ZM190 139V138H189ZM192 139V138H191ZM218 139V140H219ZM20 139H18L17 141H19ZM26 140V139H25ZM24 140V141H25ZM76 140V139H75ZM98 140H99V138H98ZM173 140V139H172ZM225 140V141H226ZM4 141V140H3ZM17 141H14V142H17ZM27 141V140H26ZM31 141V140H30ZM30 141H29V143H30ZM48 141V140H47ZM51 141H52V139H51ZM86 141V140H85ZM89 141H91V140H89ZM94 141V140H93ZM187 141V140H186ZM197 141V140H196ZM200 141H197V142H200ZM220 141V142H221ZM224 141V142H225ZM7 142V141H6ZM34 142V141H33ZM55 142V141H54ZM57 142V141H56ZM61 142V141H60ZM59 142V143H60ZM101 142V141H100ZM173 142V141H172ZM192 142V141H191ZM219 141H218V143H220ZM8 143H10V142H8ZM20 143V142H19ZM23 143V142H22ZM81 143V142H80ZM94 143V142H93ZM189 143V142H188ZM225 143H227V142H225ZM24 144V143H23ZM28 144V142L26 143V145ZM38 144H40V143H38ZM42 144H45L44 143V141H43V143ZM49 144V143H48ZM87 144V143H86ZM96 144V143H95ZM197 144V143H196ZM217 144V143H216ZM223 145H224V143H222ZM25 145V144H24ZM34 145V144H33ZM35 145H36V142H35ZM34 145V146H35ZM50 145H51V143H50ZM90 145V144H89ZM218 145V144H217ZM20 146H21V144H20ZM31 146V145H30ZM45 146H47V144H45ZM55 146V145H54ZM54 146H52V148L54 147ZM56 146H57V144H56ZM55 146V147H56ZM84 146V145H83ZM222 146V145H221ZM23 147V146H22ZM28 147H29V145H28ZM89 147V146H88ZM197 147V146H196ZM214 147V148H213ZM34 147H32V149H33ZM37 148H38V146H37ZM36 147L34 148V149H37ZM189 148H191L190 146H189ZM221 148V147H220ZM216 149V148H215ZM217 149H218V147H217ZM17 150V149H16ZM23 150H25L24 148H23ZM27 150V149H26ZM25 150V151H26ZM38 150V149H37ZM44 150V149H43ZM43 150H42V152H43ZM84 150V149H83ZM175 150V149H174ZM199 150V149H198ZM198 150H196V151H198ZM30 151V150H29ZM45 151V150H44ZM215 151V152H214ZM14 152V151H13ZM23 151H21L20 153H22ZM28 152V151H27ZM26 152V153H27ZM186 152V151H185ZM191 152V151H190ZM199 152V151H198ZM7 153V152H6ZM30 153V152H29ZM33 153H35V152H33ZM37 153V152H36ZM35 153V154H36ZM44 153V152H43ZM53 153V152H52ZM10 154V153H9ZM17 154H19V152L17 153ZM172 154V153H171ZM32 155V154H31ZM30 155V156H31ZM7 156V155H6ZM25 156H26V154H25ZM28 156V155H27ZM37 156V155H36ZM36 156H33V157H35V159H36ZM42 156V155H41ZM185 156V155H184ZM195 156V155H194ZM8 157V156H7ZM6 157V158H7ZM21 157V156H20ZM23 157V156H22ZM21 157V158H22ZM32 157V156H31ZM30 157V158H31ZM39 157V156H38ZM37 157V158H38ZM10 158H11V156H10ZM12 158H13V156H12ZM21 158H19V159H21ZM183 158V157H182ZM185 158V157H184ZM19 159H17L18 160V162L20 161ZM23 159H25V158H23ZM39 159H41V158H39ZM179 159V158H178ZM31 160V159H30ZM177 160V159H176ZM15 161V160H14ZM21 161H23V160H21ZM25 161H26V159H25ZM32 161V160H31ZM35 161V160H34ZM182 161V160H181ZM186 162V161H185ZM13 163V162H12ZM19 163H21V162H19ZM29 163H30V161H29ZM33 163V162H32ZM182 163V162H181ZM180 163V164H181ZM14 164H16V163H14ZM13 164V165H14ZM26 165H27V163H25ZM31 164V163H30ZM183 164V163H182ZM207 164L205 165L206 167H207ZM9 165H10V163H9ZM23 165V164H22ZM191 165V164H190ZM215 165V164H214ZM214 165H212V166H214ZM19 166V165H18ZM29 166V165H28ZM189 166V165H188ZM187 166V167H188ZM218 166V165H217ZM13 167V166H12ZM20 167V166H19ZM192 167V166H191ZM219 167V166H218ZM25 168H26V166H25ZM209 168V167H208ZM214 168H215V166H214ZM17 169V168H16ZM22 170H23V168H21ZM27 169V168H26ZM211 170V169H210ZM20 171V170H19ZM206 171H207V169H206ZM17 172V171H16ZM15 172V173H16ZM208 172H210V171H208ZM14 173V172H13ZM187 173V172H186ZM195 173V172H194ZM203 173V174H202ZM225 173H227L226 172V169H225ZM27 174V173H26ZM25 174V175H26ZM29 174V173H28ZM190 174H191V172H190ZM202 174V175H201ZM206 174V173H205ZM204 174V175H205ZM89 175V174H88ZM94 175V174H93ZM102 175V174H101ZM184 175H185V173H184ZM186 175H188V174H186ZM35 176V175H34ZM37 176V175H36ZM96 176H98L97 174H96ZM180 176V175H179ZM182 176H183V174H182ZM195 176V175H194ZM25 177V176H24ZM92 178V177H91ZM90 178V179H91ZM93 178H95L94 176H93ZM183 178V177H182ZM202 178V177H201ZM24 179V178H23ZM196 179V178H195ZM21 180V179H20ZM86 180V179H85ZM92 180V179H91ZM183 180V179H182ZM15 181V180H14ZM27 181V180H26ZM98 181V180H97ZM97 181H95V182H97ZM181 181V180H180ZM194 181V180H193ZM231 181V180H230ZM5 182V181H4ZM90 182H92V181H90ZM33 183V182H32ZM180 183V182H179ZM112 184V183H111ZM192 184V183H191ZM27 185H28V183H27ZM114 185V184H113ZM86 186V185H85ZM99 186V185H98ZM101 186V185H100ZM102 186H103V184H102ZM116 186V185H115ZM183 186H184V184H183ZM186 186V185H185ZM199 186V185H198ZM88 187H89V183H88ZM97 187V186H96ZM108 187V186H107ZM114 187V186H113ZM116 187H119V186H116ZM154 187V186H153ZM187 187V186H186ZM197 187V186H196ZM103 188V187H102ZM109 188V187H108ZM177 188V187H176ZM184 188V187H183ZM195 188V187H194ZM94 189H95V187H94ZM178 189V188H177ZM187 189V188H186ZM1 190H2V188H1ZM87 190V189H86ZM114 190V189H113ZM195 190V189H194ZM22 191V190H21ZM109 191H110V188H109ZM125 191V190H124ZM123 191V192H124ZM192 191V190H191ZM19 192V191H18ZM112 192V191H111ZM114 192V191H113ZM119 192H121V191H119ZM118 192V193H119ZM213 192V191H212ZM104 193V192H103ZM106 193H107V191H106ZM115 193H116V191H115ZM157 193V192H156ZM187 193V192H186ZM214 193V192H213ZM212 193V194H213ZM19 194V193H18ZM107 194H109V193H107ZM114 194V193H113ZM121 194V193H120ZM123 194V193H122ZM191 194V193H190ZM192 194H193V191H192ZM201 194V193H200ZM199 194V195H200ZM203 194V193H202ZM20 195V194H19ZM22 195H24L23 193H22ZM119 195V194H118ZM129 195V194H128ZM178 195V194H177ZM205 195V194H204ZM213 195V196H214ZM133 196V195H132ZM158 196V195H157ZM3 197V196H2ZM2 197H0V198H2ZM23 197V196H22ZM103 197V196H102ZM105 197H107V195L105 196ZM109 197H111L110 196V194H109ZM200 197V196H199ZM209 197H211V196H209ZM138 198V197H137ZM144 198V197H143ZM215 198V197H214ZM103 199V198H102ZM107 199H108V197H107ZM126 199V198H125ZM128 199V198H127ZM132 199V198H131ZM147 199V198H146ZM134 200H136V198L134 199ZM138 200V199H137ZM141 200V199H140ZM114 201V200H113ZM123 201V202H122ZM122 201L120 202V200L118 201V208L120 209V214L118 215V217H117V219H113V221L114 220H117V225L109 232V235H106V237L107 236H109V239L107 240L108 241V243H110V244H115V242H123V241H125V240H127L128 238H131L132 237V231H130L131 230V228H132V226H133V224H132V217H133V214H135L134 213V205H136V204H134L133 206L130 204V203H128L127 202V200H123L122 199ZM144 202H145V200H143ZM5 202V201H4ZM120 202V203H119ZM130 202V201H129ZM140 202V201H139ZM8 203V202H7ZM137 203V202H136ZM2 204H4V203H1V205ZM9 204V203H8ZM13 204V203H12ZM83 204V203H82ZM87 204V203H86ZM112 204V203H111ZM140 204V203H139ZM5 205L7 206V204L5 203ZM13 206V205H12ZM103 206V205H102ZM138 206V205H137ZM2 207V206H1ZM0 207V208H1ZM8 207V206H7ZM215 207V206H214ZM17 208V207H16ZM105 208V207H104ZM104 208H102V209H104ZM14 209H15V207H14ZM95 209V208H94ZM4 210V209H3ZM10 210V209H9ZM17 210V209H16ZM98 211H99V209H97ZM11 211V210H10ZM85 211V210H84ZM89 211V210H88ZM87 211V212H88ZM95 211V210H94ZM117 211V210H116ZM115 211V212H116ZM139 211H141L140 209H139ZM2 212V211H1ZM0 212V213H1ZM4 212V211H3ZM86 212V213H87ZM93 212V211H92ZM135 212H136V210H135ZM15 213V212H14ZM89 213V212H88ZM112 213V212H111ZM110 213V214H111ZM137 213V212H136ZM2 214H4V213H2ZM8 214V213H7ZM92 214V213H91ZM106 214V213H105ZM143 214V213H142ZM95 215V214H94ZM103 215V214H102ZM101 215V216H102ZM144 215V214H143ZM95 216H97V212H96V215ZM99 216V215H98ZM135 216V215H134ZM141 216V215H140ZM264 216V215H263ZM1 217V216H0ZM5 217V216H4ZM80 217H82V216H80ZM79 217V218H80ZM86 217V216H85ZM89 217V216H88ZM93 217V216H92ZM142 217V216H141ZM3 218V217H2ZM9 218V217H8ZM76 218V217H75ZM108 218V217H107ZM134 218V217H133ZM261 218V217H260ZM259 218V219H260ZM136 219V218H135ZM76 220H77V218H76ZM84 220H86V219H84ZM92 220V219H91ZM91 220H90V222H91ZM96 220V219H95ZM94 220V221H95ZM102 220V219H101ZM111 220V219H110ZM96 221H98V219L96 220ZM106 221V220H105ZM112 221V220H111ZM256 221V220H255ZM254 221V222H255ZM87 222V221H86ZM104 222V221H103ZM108 222H110V221H108ZM134 222V221H133ZM254 222H253V224H254ZM82 223V222H81ZM100 223V222H99ZM138 223V222H137ZM256 223V222H255ZM83 224V223H82ZM87 224V223H86ZM91 224V223H90ZM89 224V225H90ZM101 224V223H100ZM108 224V223H107ZM106 224V225H107ZM113 224V223H112ZM251 224H252V222H251ZM88 225V227H90ZM105 225V226H106ZM115 225V224H114ZM135 225V224H134ZM92 226H97V225H92ZM103 226V225H102ZM104 226V227H105ZM147 226V225H146ZM210 226V225H209ZM66 227V226H65ZM82 227V226H81ZM86 227V226H85ZM87 227V228H88ZM99 227V226H98ZM97 227V228H98ZM107 227H108V225H107ZM111 227V226H110ZM152 227V226H151ZM150 227V228H151ZM208 227V226H207ZM73 228V227H72ZM75 228V227H74ZM148 228V227H147ZM147 228H145V229H147ZM1 229V228H0ZM20 229V228H19ZM64 229V228H63ZM67 229H68V227H67ZM79 229V228H78ZM77 229V230H78ZM86 229V228H85ZM204 229V228H203ZM259 229V228H258ZM88 230H90V229H88ZM92 230H93V227H92ZM91 230V231H92ZM157 230H159V229H157ZM157 230H155V232L157 231ZM205 230V229H204ZM208 230V229H207ZM206 230V231H207ZM3 231V230H2ZM1 231V232H2ZM95 231V230H94ZM100 231H101V229H100ZM108 231V230H107ZM106 231V232H107ZM135 231V230H134ZM145 231V230H144ZM148 231V230H147ZM153 231V230H152ZM209 231V230H208ZM102 232V231H101ZM197 232V231H196ZM212 232H213V230H212ZM215 232V233H216ZM23 233V232H22ZM21 233V234H22ZM73 233V232H72ZM71 233V234H72ZM77 233V232H76ZM83 233H84V231H83ZM95 233H99V232H97V231H95ZM142 233V232H141ZM149 233H150V231H149ZM194 233V232H193ZM198 234H199V232H197ZM204 233V232H203ZM203 233H201V234H203ZM208 233V232H207ZM218 233V234H219ZM13 234V233H12ZM18 234V233H17ZM16 234V235H17ZM75 234V233H74ZM92 234V233H91ZM100 234V233H99ZM102 234V233H101ZM138 234V233H137ZM143 234V233H142ZM201 234H200V237H202V236H204L205 234H203L202 236H201ZM213 234V233H212ZM252 234V233H251ZM6 235H8V234H6ZM9 235H10V233H9ZM14 235H15V233H14ZM65 235V234H64ZM81 235V234H80ZM90 235V234H89ZM94 235H96V234H94ZM134 235V234H133ZM151 235V234H150ZM155 235V234H154ZM192 235H195V234H192ZM209 235H210V233H209ZM12 236V235H11ZM10 236V237H11ZM82 236V235H81ZM92 236V235H91ZM97 236V235H96ZM96 236H95V238H96ZM98 236H100V235H98ZM137 236V235H136ZM142 236V235H141ZM140 236V237H141ZM144 236H146V235H144ZM156 236H158V235H156ZM213 236V235H212ZM219 236V235H218ZM2 237V236H1ZM13 237V236H12ZM24 237V236H23ZM75 237V236H74ZM77 237V236H76ZM83 238H84V236H82ZM85 237H86V235H85ZM102 237V236H101ZM105 237V238H106ZM134 237H135V235H134ZM147 237V236H146ZM190 237V236H189ZM195 237V236H194ZM199 237V238H200ZM5 239H6V237H4ZM17 238V237H16ZM89 238H90V236H89ZM142 238V237H141ZM199 238L197 239L196 238V240H199ZM204 238V237H203ZM202 238V239H203ZM206 238V237H205ZM218 238V237H217ZM221 238V237H220ZM2 239V238H1ZM8 239V238H7ZM21 239V238H20ZM73 239V238H72ZM81 239V238H80ZM133 238H131L130 240H132ZM136 240H137V238H135ZM140 239V238H139ZM150 239V238H149ZM152 239V238H151ZM189 239H191V240H193L191 237L189 238ZM195 239V238H194ZM201 238H200V240H202ZM12 240H13V238H12ZM12 240H8V241H12ZM18 240H19V237H18ZM88 240V239H87ZM91 240H92V237H91ZM102 240H103V237H102ZM105 240V239H104ZM103 240V241H104ZM135 240V241H136ZM141 240V239H140ZM222 240V241H223ZM70 241H72V240H70ZM75 241H76V239H75ZM82 241H83V239H82ZM81 241V242H82ZM95 241V240H94ZM101 241V240H100ZM103 241H102V243H103ZM142 241V240H141ZM186 241H187V237H186ZM185 241V242H186ZM3 242V241H2ZM18 243H19V241H17ZM21 242H22V240H21ZM73 242V241H72ZM87 242H89V241H87ZM127 242V241H126ZM193 242V241H192ZM201 242V241H200ZM204 242V241H203ZM11 243V242H10ZM10 243H8V244H10ZM14 243H15V241H14ZM22 243H24V242H22ZM78 243H80V242H78ZM97 243V242H96ZM100 243V242H99ZM105 243V242H104ZM142 243V242H141ZM0 244H2V243H0ZM82 244V243H81ZM83 244H85V243H83ZM83 244H82V246H83ZM93 244V243H92ZM120 244V243H119ZM119 244H117V245H119ZM123 244H124V242H123ZM123 244H122V246H123ZM130 244V243H129ZM129 244H128V246H129ZM218 244V243H217ZM16 245V244H15ZM88 245V244H87ZM89 245H91V244H89ZM99 245V244H98ZM97 245V246H98ZM109 245V244H108ZM107 245V246H108ZM131 245V244H130ZM140 245V244H139ZM197 245V244H196ZM200 245H202L201 243H200ZM2 246V245H1ZM6 246V245H5ZM13 246H14V244H13ZM13 246H11L10 245V247H8L9 249H10V251L8 252L9 253V257H11V258H19L20 259V257L21 258H23L24 260H25V255H22L21 256V254H22V252L20 251V249H19V247H17V248H15V247H13ZM20 246V245H19ZM81 246V247H82ZM86 246V245H85ZM94 246V245H93ZM102 246V245H101ZM101 246H99V247H101ZM110 246H112V245H110ZM136 246H138V245H136ZM189 246H190V244H189ZM2 247H4V246H2ZM23 247V246H22ZM80 247V246H79ZM96 247V246H95ZM130 247V246H129ZM217 247V246H216ZM40 248V247H39ZM76 248V247H75ZM85 248V247H84ZM114 248V247H113ZM189 248V247H188ZM199 248V247H198ZM208 248H210V247H208ZM4 249H5V247H4ZM23 249V248H22ZM31 249V248H30ZM29 249V250H30ZM33 249V248H32ZM111 249V248H110ZM109 249V250H110ZM128 248L126 247V250H127ZM131 249V248H130ZM133 249V248H132ZM136 249V248H135ZM140 249V248H139ZM143 249H144V247H143ZM206 249V248H205ZM0 250H2V249H0ZM28 250V251H29ZM40 250V249H39ZM45 250V249H44ZM98 250V249H97ZM101 250V249H100ZM105 250V249H104ZM116 250H118V248L116 249ZM120 250V249H119ZM118 250V251H119ZM123 250V249H122ZM189 250V249H188ZM208 250V249H207ZM3 251H5V250H3ZM27 251V250H26ZM33 251V250H32ZM37 251V250H36ZM42 251V250H41ZM86 251V250H85ZM93 251H96V250H92V252ZM107 251H108V249H107ZM129 251V250H128ZM128 251L126 252V253H128ZM197 251V250H196ZM34 252H35V250H34ZM88 252V251H87ZM86 252V253H87ZM89 252H90V250H89ZM91 252V253H92ZM99 252V251H98ZM113 252V251H112ZM111 252V253H112ZM130 252H132V251H130ZM134 252V251H133ZM137 252V251H136ZM135 252V253H136ZM138 252H139V250H138ZM141 252V251H140ZM144 252V251H143ZM2 253V252H1ZM6 253V252H5ZM29 253V252H28ZM32 253V252H31ZM35 253H37V252H35ZM39 253H41V252H39ZM39 253H37V254H39ZM85 253V252H84ZM83 253V254H84ZM95 253V252H94ZM208 253V252H207ZM210 253V252H209ZM3 254V253H2ZM1 254V256H3ZM24 254H25V251H24ZM27 254V253H26ZM33 254V253H32ZM31 254V255H32ZM119 254V253H118ZM117 254V255H118ZM132 254V253H131ZM143 254V253H142ZM189 254V253H188ZM6 255V254H5ZM30 255V256H31ZM99 255V254H98ZM122 255V254H121ZM123 255H124V253H123ZM128 254H126L125 256H127ZM134 255V254H133ZM132 255V256H133ZM141 255V254H140ZM195 255V254H194ZM203 255V254H202ZM8 256V255H7ZM33 256V255H32ZM87 256V255H86ZM108 256H110V255H108ZM112 256V255H111ZM124 256V257H125ZM139 256V255H138ZM137 256V257H138ZM183 256H186V255H183ZM190 256V255H189ZM200 256H201V254H200ZM203 256H205V255H203ZM202 256V257H203ZM4 257V256H3ZM6 257V256H5ZM25 257V258H24ZM29 256L27 255V258H28ZM95 257V256H94ZM104 257V256H103ZM196 257H198V256H196ZM223 257V256H222ZM26 258V259H27ZM83 258V257H82ZM91 258V257H90ZM119 258H120V256H119ZM127 258H128V256H127ZM134 258H136V257H133V259ZM144 258V257H143ZM142 258V259H143ZM187 257H185V259H186ZM200 258V257H199ZM217 257H214V256H211L210 254H207L202 260H203V262L201 263V264H212L213 262H215V259H216ZM3 259V258H2ZM9 259V258H8ZM31 259V258H30ZM30 259H28V260H30ZM89 259V258H88ZM92 259V258H91ZM122 259V258H121ZM129 259V258H128ZM138 259H140V257L138 258ZM141 259V260H142ZM189 259V258H188ZM197 259V258H196ZM4 260H6L7 261V259H5L4 258ZM3 260V261H4ZM10 260V259H9ZM20 260H22V259H20ZM38 260H40V259H38ZM117 260V259H116ZM123 260V259H122ZM125 260V259H124ZM146 260V259H145ZM200 260H201V258H200ZM223 260V259H222ZM12 261V263H13V260H10V262ZM16 261V260H15ZM23 261V260H22ZM34 261H36V259L34 260ZM33 261V262H34ZM118 261H120V260H118ZM131 261V260H130ZM190 261V260H189ZM193 261H194V258H193ZM9 262V261H8ZM18 262H19V260H18ZM21 262V261H20ZM19 262V263H20ZM27 262V261H26ZM25 262V263H26ZM29 262V261H28ZM38 261H36L35 263H37ZM42 262V261H41ZM83 262H84V260H83ZM87 261H85V263H86ZM91 262V261H90ZM111 262V261H110ZM116 262L117 261H115L114 263L116 264ZM124 262V261H123ZM146 262V261H145ZM216 262H218L217 260H216ZM221 262V261H220ZM4 263H5V261H4ZM15 263H17V261L15 262ZM15 263H13V264H15ZM24 263V264H25ZM30 263V262H29ZM120 263V262H119ZM132 263V262H131ZM137 263V262H136ZM181 263V262H180ZM192 263V262H191ZM193 263H196V262H193ZM192 263V264H193ZM222 263V262H221ZM11 264V263H10ZM32 264V263H31ZM38 264H40L39 262H38ZM78 264V263H77ZM126 264V263H125ZM128 264V263H127ZM141 264V263H140ZM187 264H188V262H187ZM197 264V263H196ZM213 264H215V263H213ZM216 264H218V263H216ZM220 264V263H219Z\"/></svg>",
	"mask_w": 264,
	"mask_h": 264
}]
</instances>
